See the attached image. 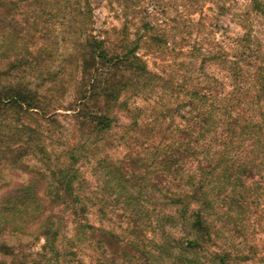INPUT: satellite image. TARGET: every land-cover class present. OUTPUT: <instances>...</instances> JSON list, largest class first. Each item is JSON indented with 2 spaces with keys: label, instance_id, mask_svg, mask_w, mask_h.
I'll use <instances>...</instances> for the list:
<instances>
[{
  "label": "rangeland",
  "instance_id": "1",
  "mask_svg": "<svg viewBox=\"0 0 264 264\" xmlns=\"http://www.w3.org/2000/svg\"><path fill=\"white\" fill-rule=\"evenodd\" d=\"M90 1L93 24L87 29L115 42L123 40L126 26V39L142 38L137 55L156 77H132L112 110L116 121L108 134H83L75 129L73 113L65 111L75 108L81 80L78 50L88 33L75 23L80 21L76 13L67 11L65 17L53 3L36 11L25 8L17 16L19 26L6 25V33L0 25V71L6 73L0 90L13 80L51 113L56 111L51 122L38 112L0 114V264H8L11 254L24 264H49L42 258L44 233L54 223L62 225L60 241L70 252L81 219L74 200L61 190L58 177L65 174L56 166L74 162L82 218L114 237L109 242L98 232L97 244H74L82 264H181L189 213L199 208L206 231L198 232L201 247L184 253L190 261L185 264H264V152H232L235 160L248 158L255 166L242 184H229L222 172L204 184L206 171L198 162L161 167L163 157L155 152L159 145H172L181 116L188 117L189 92L202 87L205 76H216L226 87L232 84L218 59L201 54L218 57L222 48L228 50L230 38L243 34L242 27L232 15L220 16L209 2L190 17L182 0H140L151 8L142 12L132 4L139 0ZM30 138V152L18 160L10 149ZM40 171L48 177L40 178ZM159 173L163 181H157ZM201 180L196 201L192 194ZM241 194L245 199H239ZM36 203L41 210L35 217ZM13 218L23 220L10 224ZM66 258L51 264H74V257Z\"/></svg>",
  "mask_w": 264,
  "mask_h": 264
},
{
  "label": "trees",
  "instance_id": "2",
  "mask_svg": "<svg viewBox=\"0 0 264 264\" xmlns=\"http://www.w3.org/2000/svg\"><path fill=\"white\" fill-rule=\"evenodd\" d=\"M182 1L185 2L182 9L188 11L190 17L198 11L203 12L206 2L211 3L220 16L232 15L239 23L238 25L242 27L243 34L236 38H230L229 43L226 44L228 50L222 48L218 57H216L218 54H201L206 60L218 59L221 63L220 66H222L221 69L231 76L232 84L226 87L224 82L216 76H205L206 83L189 92L191 102L188 103L189 111L186 112L188 117L181 116L183 126H178L171 141L172 145H159L155 152L163 157L161 167L167 164L168 167L175 169L177 166H186L185 162L187 161L198 162L201 170L206 171L203 178L204 184L207 182L210 184L211 177L218 176L220 172L226 175L229 184L232 181L242 184L243 176L252 170V166L253 169L255 166L252 165L253 160H248V158L242 161H240L241 158L235 160L232 152L236 150L237 152L250 153V151L255 150L258 155L264 152V38L262 37L264 0ZM53 3L63 10V15L67 11L72 14L76 13V18L80 21L75 20V23L80 28L87 29L88 25L90 28V22L93 24V9L90 0H0V25L4 29L3 33H6L4 28L6 25L12 23L18 25L17 16L21 15L25 8L31 9L33 7V10L36 11L37 8L39 10L45 9ZM133 3L138 7L139 12H142L143 9L145 11L151 9L150 6L143 5L140 0L133 1ZM169 6L171 7V5ZM233 9L234 13L230 14ZM35 20L37 21V19ZM20 21L24 22L21 18ZM87 30L88 33L85 34L86 45L84 44L78 50L81 62V80L75 95V108L70 106L65 111L73 113L77 132L103 136L108 134L114 126L116 119L112 115V110L132 77L152 79L156 76H151L146 64L137 55L142 38L135 41L126 39L125 35L128 31L126 26L122 31L123 40L115 42L109 39L101 40L94 34L92 28ZM8 33H10L9 30ZM5 75V72L0 71L1 78ZM35 95L25 86L12 80L0 90V114L10 111L38 112L42 113L48 122H51L49 119L56 121L53 117L56 111L51 113L50 108L42 106L41 102H38L37 95ZM31 141L32 138L29 139L28 143L10 149V153L18 160L21 159L30 152ZM75 165L74 162L70 167L60 168L56 166V171L65 174V177L59 175V179H56L60 181L61 190L66 191V198L74 200L73 210L81 219L76 222L80 231L76 236L77 240L69 245L71 249L68 251L70 252L66 254L65 244L60 241L62 225L53 222L54 224L44 233L45 244L42 258L49 264L52 261H58L59 258H64L65 263L68 256L74 257L70 263L82 264L81 260L76 259L78 254L74 244H84L87 241L91 244H97L95 234L98 232L105 233L107 236L104 239L107 241L113 242L114 240V237L109 236L104 230L90 225L86 219L82 218V211L84 210L79 205L83 203L76 194L77 189L74 187L75 181L79 180L78 175H75ZM38 175L40 178L48 177L47 173H43V171H40ZM164 178L165 175L160 173L156 177L157 181H163ZM33 180L34 178L31 182ZM202 189L203 182L201 180L198 186L194 188L193 199L198 201L197 197L200 196ZM239 199H245V195L241 194ZM201 209L189 213L190 221L187 233L181 239L183 247L180 251L183 255L197 251L202 245V238L198 232L204 233L206 225ZM40 210V204L36 203L32 209V214L36 217ZM42 214L43 211L40 215ZM27 215L31 216L30 214ZM13 219L10 224L23 220ZM22 223L24 221L20 222L17 227H21ZM84 232L87 233V238L80 239ZM193 233H195V238L192 237ZM204 253H207V250H204ZM11 255L13 258L8 264H24L19 261L18 255ZM183 255L178 262L181 264L190 262L187 256L184 255L183 257ZM222 263L225 264L224 260Z\"/></svg>",
  "mask_w": 264,
  "mask_h": 264
}]
</instances>
